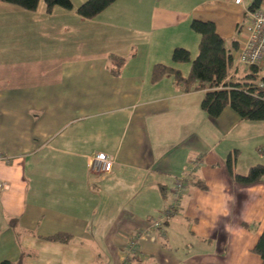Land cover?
<instances>
[{"label": "crops", "instance_id": "crops-1", "mask_svg": "<svg viewBox=\"0 0 264 264\" xmlns=\"http://www.w3.org/2000/svg\"><path fill=\"white\" fill-rule=\"evenodd\" d=\"M86 1L34 11L0 1V155L11 158L0 161L10 186L0 192V263L261 264L253 249L264 231V180L237 184L227 161L262 149V124L230 108L214 119L202 109L206 91L187 93L172 75L153 81L157 64L189 76L192 62L178 65L173 54L199 55L194 20L216 22L228 41L212 16L241 6L118 0L87 20L77 13ZM113 55L125 59L118 76ZM99 154L116 158L112 172H91ZM193 163L176 202L175 181ZM258 164L264 156L238 159L235 173ZM171 210L165 239L153 220ZM57 233L70 237L48 239ZM134 242L141 259L126 263L119 249Z\"/></svg>", "mask_w": 264, "mask_h": 264}, {"label": "trees", "instance_id": "trees-1", "mask_svg": "<svg viewBox=\"0 0 264 264\" xmlns=\"http://www.w3.org/2000/svg\"><path fill=\"white\" fill-rule=\"evenodd\" d=\"M0 1L29 11L37 10L41 2H45L48 9L61 7L72 10L74 7L73 0ZM116 1L118 0H88L77 9V13L83 19H94ZM263 4L264 0H254L249 11L252 13L262 8ZM192 29L201 37L197 58L192 61L190 51L185 48H177L173 54L174 63L178 65L192 62L189 76L185 77L179 68L157 64L153 71V81L158 82L166 75H172L187 93L206 91L202 109L214 119L221 117L224 111L230 108L243 121L264 123V90L261 88L264 74L257 67L235 68L233 52L238 49L239 43L232 41V48L228 49L227 41L218 33L216 22L194 20ZM110 62L113 74L120 75L125 59L113 55ZM236 162L237 158L230 156L227 167L237 184L252 186L264 180V165H255L247 175H239L235 173ZM191 181L194 187L202 190L208 188L206 182L196 175L192 176ZM69 237L67 234L57 233L48 239L65 242ZM254 252L261 258V264H264V231L255 245ZM133 258L140 260L141 256L137 255ZM0 264H24V261L22 258L17 262L4 261Z\"/></svg>", "mask_w": 264, "mask_h": 264}, {"label": "built area", "instance_id": "built-area-1", "mask_svg": "<svg viewBox=\"0 0 264 264\" xmlns=\"http://www.w3.org/2000/svg\"><path fill=\"white\" fill-rule=\"evenodd\" d=\"M236 4L243 3L244 0H230ZM250 23L245 28L246 37L237 51L235 56V68L241 67H257L264 74V8H260L251 13ZM261 88L264 90V81L261 83ZM0 161L11 163V158L0 155ZM116 158L99 154L92 159L90 170L94 174L110 173L113 170ZM197 168L196 163H193L188 171L176 179L173 191L174 201H179L182 193L186 190L191 175ZM9 184L0 180V192L8 191ZM174 214V211H167L153 220L154 227L159 230L162 238L166 237L165 223ZM140 246L137 242L130 244L124 255V261L130 262L134 256L140 255Z\"/></svg>", "mask_w": 264, "mask_h": 264}, {"label": "rangeland", "instance_id": "rangeland-1", "mask_svg": "<svg viewBox=\"0 0 264 264\" xmlns=\"http://www.w3.org/2000/svg\"><path fill=\"white\" fill-rule=\"evenodd\" d=\"M253 2H254V0H244L243 3L239 4L241 7H230V6H226V5H220L217 8V10L215 11V14L212 16V17H214V19H216L218 21L219 28L226 35L230 34L229 36H225V37H228V41H227V48L228 49L230 48V43L232 41H235V40H238L240 42L244 41V39L246 37L245 28L250 23L249 17L251 16V12L249 11V7L253 4ZM262 8H264V4L262 5ZM230 23H231V28H230ZM241 68L243 69V67H241ZM259 124H262L259 126H262L264 128V123H259ZM261 147H262V149H260L258 151L255 148V146L246 148L243 151L240 150L239 155L237 156V152H235L233 154V157L237 158V161L239 159V161L242 163H248L256 156H259V157L264 156V145ZM236 165H237V162H236ZM162 213H164V212H162ZM156 218H158V217H156ZM124 247L125 246H123L121 249H119V252L121 251L122 255L123 254L125 255L127 248H128V246L126 248H124ZM253 252H254V249H253ZM135 261H136V259H135ZM24 264H28V262L24 261ZM143 264H153V262L152 261H145V262H143Z\"/></svg>", "mask_w": 264, "mask_h": 264}]
</instances>
